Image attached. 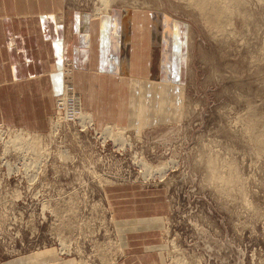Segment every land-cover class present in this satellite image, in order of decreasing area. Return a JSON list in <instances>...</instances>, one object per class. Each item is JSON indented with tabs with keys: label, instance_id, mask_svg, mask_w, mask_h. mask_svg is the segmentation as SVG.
<instances>
[{
	"label": "rangeland",
	"instance_id": "rangeland-1",
	"mask_svg": "<svg viewBox=\"0 0 264 264\" xmlns=\"http://www.w3.org/2000/svg\"><path fill=\"white\" fill-rule=\"evenodd\" d=\"M66 2L81 11L84 31L117 6L174 21V57L185 65L178 116L120 132L101 130L84 111L80 120L90 125L60 124L55 108L49 129L35 131L40 148L29 145L26 128L0 125L1 250L20 256L54 247L78 264H115L124 243L111 201L144 190L159 192L169 207L159 236L164 264H264V0H221L232 8L221 20L209 0ZM215 19L221 27L212 29ZM71 69L61 68L56 104ZM21 178L25 192L43 196L31 209L33 197L7 191L26 185Z\"/></svg>",
	"mask_w": 264,
	"mask_h": 264
},
{
	"label": "crops",
	"instance_id": "crops-1",
	"mask_svg": "<svg viewBox=\"0 0 264 264\" xmlns=\"http://www.w3.org/2000/svg\"><path fill=\"white\" fill-rule=\"evenodd\" d=\"M66 1L0 0V125L47 131L66 63L97 125L140 131L177 118L174 96L182 91L177 77L185 65L174 57V21L158 11L117 6L84 31L81 11ZM161 81L157 92L153 85ZM111 202L124 243L115 264H164L159 236L169 207L163 196L129 190ZM0 264H78V258L54 247L20 256L0 248Z\"/></svg>",
	"mask_w": 264,
	"mask_h": 264
},
{
	"label": "bare ground",
	"instance_id": "bare-ground-1",
	"mask_svg": "<svg viewBox=\"0 0 264 264\" xmlns=\"http://www.w3.org/2000/svg\"><path fill=\"white\" fill-rule=\"evenodd\" d=\"M105 1V0H104ZM231 1V0H230ZM240 1V0H239ZM226 2V1H225ZM236 2H238V1H236ZM228 3H230L231 4V2H229V0H228ZM228 3H224V6L223 5H221V0H209V2H208V4H209V8H210V12L213 14V16H218L217 18H219L220 20L221 19H223V17L222 16H225V15H227V14H232V11H231V9H230V4L228 5ZM198 6H199V8H201L202 6H203V3L202 2H197L196 3ZM239 4H241V2L239 3ZM238 4V5H239ZM237 5V4H236ZM235 5V6H236ZM230 6V7H229ZM208 8V9H209ZM241 10V9H240ZM239 10V11H240ZM235 11V10H234ZM107 14H109V13H107ZM250 14V13H249ZM226 17V16H225ZM216 18V17H215ZM218 23L219 22H217L216 21V19L215 20H213V21H211V22H209V24H211L210 26H211V28L213 29V27H216V28H220L221 26H220V24L218 25ZM111 24V23H110ZM216 30V29H215ZM218 31V30H217ZM228 32V31H227ZM117 35V34H116ZM140 44V43H139ZM151 45V44H150ZM160 66V65H159ZM139 74V73H138ZM159 74V73H158ZM69 82H71V81H69ZM69 82H67L66 84H65V88H64V91H63V93L60 95L61 96V98L63 99V100H65V101H67V99L69 98V97H71V96H73L72 95V93H71V91L68 89V85H69ZM72 83V82H71ZM78 92V91H77ZM80 94V93H79ZM79 96H80V98H79ZM77 95V97H76V102H75V106H76V110H75V112H74V114H73V122H69V121H66V120H69V113H68V110L66 111V115L65 116H61V115H57V106H56V112L54 113V117H53V120L54 119H56V122L58 121V123H60L61 124V122H65V125L66 124H74V125H76V123H79V122H81V124L83 125V126H88V125H90V122H83L82 120H80V118H82V113H83V111H84V115H85V117L87 118V117H89V118H92V117H94V115H93V113L91 112V111H89V110H86L84 107H83V105H82V95L80 94V95ZM128 99V98H127ZM78 101V102H77ZM82 105V106H81ZM66 108H68V104H67V106H66ZM82 108V109H81ZM59 113H62L61 111L59 112ZM90 114V115H89ZM92 116V117H91ZM52 120V121H53ZM60 124H59V126H60ZM58 124H57V126L56 125H54V128L55 129H57L58 127ZM104 126L105 127H108V128H104ZM111 126H117V130H118V128H119V130L121 129V125H119V124H117V123H106V124H102V125H99V127L101 128V130H106V129H113V128H111ZM7 129V131L8 132H11V131H13V129L14 128H6ZM5 130V129H4ZM14 130H17V129H14ZM58 130V129H57ZM107 130V131H108ZM20 131L21 132H27V134H28V137H29V140H28V143H29V145H30V143L32 142V143H35V148H40V141H41V134H37L35 131H30V130H28V129H20ZM18 132V131H17ZM102 132H104V131H102ZM109 132V131H108ZM112 132H113V130H112ZM119 132V131H118ZM118 132H116L117 134H118ZM120 132H121V130H120ZM105 133H106V131H105ZM111 133V132H110ZM16 135V134H15ZM15 138H17V136L15 137ZM18 143V141L17 140H12L11 141V143ZM31 143V144H32ZM28 145V144H27ZM34 146V145H33ZM40 150V149H39ZM41 153V152H40ZM68 158V157H67ZM36 177V176H35ZM80 264H88L87 262H85L84 263V261H81V263Z\"/></svg>",
	"mask_w": 264,
	"mask_h": 264
},
{
	"label": "built area",
	"instance_id": "built-area-1",
	"mask_svg": "<svg viewBox=\"0 0 264 264\" xmlns=\"http://www.w3.org/2000/svg\"><path fill=\"white\" fill-rule=\"evenodd\" d=\"M68 89L71 91V93H72L73 96L69 97V98L67 99V101L63 100V99L61 98V96L58 97V99H57V104H56V106H57V111H58V112H57V115L65 116V115H66V111L68 110V113H69V114H68V115H69V120H66V121L73 122V120H72V119H73V114H74V112H75V110H76V109H75V108H76V106H75L76 97H77V95L79 96L80 94H79V92H77V90H76L74 84L71 83V82H69ZM75 96H76V97H75ZM79 98H80V96H79ZM77 102H78V101H77ZM67 104H68V108H66ZM81 106H82V105H81ZM81 109H82V108H81ZM60 111H61L62 113H59ZM78 125H79V124H78ZM80 127H81V126H80ZM16 165L18 166V163H17ZM18 167H19V166H18ZM14 173H15V172H14ZM14 173H12V175H9L8 178H9V179H12ZM43 176H44V175L41 176V177H42L41 181H40V180L37 181V185H39L40 182L44 181ZM17 178H18V177H17ZM21 180H25V181H26V185H17V184H14V187H11V188L9 187V188H7V191L11 192V194H12L14 188H16V187L21 188V189L24 191V198H25V196L33 197L32 200H30V199L28 198V199L30 200L29 202L31 203V204H29V209H31V208H32L31 205L33 206V204L39 202V198H40V203H41V200H42L43 196H33V195L29 194V192H25L26 188L28 187V182H27L26 179H22V178H21ZM41 187H42V186H41ZM45 190H46V189H45ZM41 191H42V189H41ZM46 191H47V190H46ZM21 200H23V199H21ZM21 200H19V201H21ZM38 205H39V204H38ZM40 206H41V205H40ZM40 212H42L41 207H40ZM46 212H47V211H46Z\"/></svg>",
	"mask_w": 264,
	"mask_h": 264
}]
</instances>
